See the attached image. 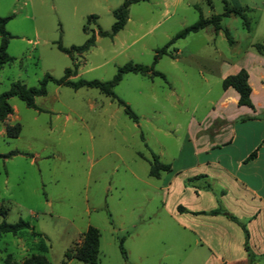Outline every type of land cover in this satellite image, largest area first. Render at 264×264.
Returning <instances> with one entry per match:
<instances>
[{
	"label": "rangeland",
	"instance_id": "obj_1",
	"mask_svg": "<svg viewBox=\"0 0 264 264\" xmlns=\"http://www.w3.org/2000/svg\"><path fill=\"white\" fill-rule=\"evenodd\" d=\"M123 1L0 0V17H11L6 52L13 58L0 70V95L14 83L35 88L46 74L61 79L66 69L68 81H109L126 63L153 65L165 77L127 73L113 87L137 123L96 88L49 83L46 95L34 99L38 110L9 99L12 113L0 121V156L18 155L0 157V222L21 219L37 235H0V264L7 255L22 262L39 254L50 264H85L66 260L65 253L80 245L89 226L99 233L96 264H246L240 228L217 234L214 221L182 213L197 215L184 205L205 211L215 205L245 227L248 209L230 198H195L202 183L182 171L193 161L187 124L202 123L221 91L210 74L216 60L238 61L249 40L264 45V0H226L229 7L247 8L249 31L237 16L221 21L237 46L206 28L175 41L167 48L172 57L155 64L156 50L199 16L221 14L222 0L139 1L129 6L121 31L99 37V29L110 31L112 12ZM91 33L94 46L83 54L70 58L56 49L57 42L79 46ZM15 124L18 137L6 138V127ZM153 155L171 169L158 178L149 176ZM213 187L217 196L222 184ZM254 263L264 264V256Z\"/></svg>",
	"mask_w": 264,
	"mask_h": 264
},
{
	"label": "crops",
	"instance_id": "obj_2",
	"mask_svg": "<svg viewBox=\"0 0 264 264\" xmlns=\"http://www.w3.org/2000/svg\"><path fill=\"white\" fill-rule=\"evenodd\" d=\"M255 44L249 40L236 62L222 60L219 64L216 60L215 70L210 72L218 77L221 86L224 78L244 70L248 75L252 108L238 106V94L232 88L223 90L221 87L203 122L187 124L186 138L194 145V150L189 152L193 161L182 171L189 174L190 179L202 183L195 198L207 196L221 203L230 198L235 206L248 209L247 248L254 260L256 255L264 256V53L257 52ZM232 46H237V42L233 41ZM203 80L207 82L208 78ZM216 183L222 187L214 196L213 185ZM184 208L197 215H183L214 221L217 234L240 228L223 215L203 214L219 209L215 205L207 211L191 205H184ZM223 212L237 219L232 212Z\"/></svg>",
	"mask_w": 264,
	"mask_h": 264
},
{
	"label": "trees",
	"instance_id": "obj_3",
	"mask_svg": "<svg viewBox=\"0 0 264 264\" xmlns=\"http://www.w3.org/2000/svg\"><path fill=\"white\" fill-rule=\"evenodd\" d=\"M139 1L144 0H124L123 3L112 12V17L114 19L113 24L110 28L109 32L98 30L99 37H109L113 38L119 31H121L128 18V8L130 5L135 4ZM223 2V12L219 15H213L209 18H203L199 16V19L193 25L182 29L174 38H172L165 46L161 49L156 50L154 56V62L162 56L172 57V55L167 51V48L172 46L175 41L178 39H182L187 37L189 34H194L199 31H202L206 28H212L215 32L221 31L227 40L229 45L233 44V41L227 31L226 28H223L221 25V21L224 18L230 16H237L241 19L243 28L246 31L250 30L249 21L246 16L247 8H242L238 5L229 7L226 0H222ZM91 18H95L91 16ZM11 19V17H0V70L5 64L11 63L13 58L10 57L6 48L8 45L11 36L5 31V24ZM83 32L85 33V29L83 28ZM94 46V35L91 33L85 42L79 46H73L69 49H66L60 45L59 42L56 43V49L68 55L70 58L73 54H83L87 52L90 48ZM254 48L259 53H264V46L262 44H255ZM127 73L140 74L143 76H149L150 78L160 77L165 79L164 75L156 72L153 68V65L150 67L143 66L140 64L126 63L123 66L119 67L113 76V78L109 81L100 82L96 80L85 81L79 79L77 81H68L67 77L69 74V70L66 69L64 71V76L61 79H54L50 75L46 74L39 81L38 86L35 88H28L21 83H14L11 85L10 89L0 95V121L4 120L8 115L12 113V108L9 105L10 98H17L24 103V105L28 109L38 110L34 104V99L36 97H43L46 95V87L49 83H53L55 85H64L70 87L72 89H79L82 87L85 88H96L105 96L116 101L117 105L123 108L124 114L130 119L133 123H137L138 117L131 111V109L123 103L120 99H118L112 89L115 85H117L122 76ZM248 75L244 70H240L235 75L227 76L223 79L221 83V87L223 90L228 88H232L238 94V106H246L252 108L250 102V87L248 85ZM20 133V126L15 124L13 126H7L5 129V136L8 139H15L18 137ZM18 155L17 152H12L7 155L0 156L1 158H9ZM170 171V166L166 164H162L159 162L158 157L153 155L149 168V176L158 178L160 172H168ZM193 180V179H192ZM179 212H184V209L178 207ZM208 215H223L228 218L230 221L237 224L244 234V248L247 252V260L248 264H254V257L249 253L247 248V239L248 234L245 227L238 222L236 218L226 214L225 212L216 209L210 211L208 213H203ZM30 230L34 235H37L32 228H30L29 224L21 219H19L16 223L9 224L4 220L0 222V235L11 234L13 236L20 234L23 231ZM98 245H99V233L93 227H88L86 231L82 235V240L80 245L74 250H68L65 253V259H75L85 264H96L98 262ZM123 239L119 240V251L124 259H126V254L123 249ZM1 264H50L44 255H31L28 258H25L22 262L15 261L10 255H7Z\"/></svg>",
	"mask_w": 264,
	"mask_h": 264
}]
</instances>
